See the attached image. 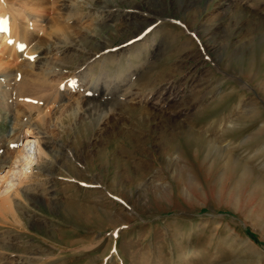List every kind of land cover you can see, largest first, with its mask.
Segmentation results:
<instances>
[{"label":"rangeland","instance_id":"374dc122","mask_svg":"<svg viewBox=\"0 0 264 264\" xmlns=\"http://www.w3.org/2000/svg\"><path fill=\"white\" fill-rule=\"evenodd\" d=\"M105 1L66 70L89 57L106 96L49 129L0 264H264V0Z\"/></svg>","mask_w":264,"mask_h":264},{"label":"bare ground","instance_id":"6f19581e","mask_svg":"<svg viewBox=\"0 0 264 264\" xmlns=\"http://www.w3.org/2000/svg\"><path fill=\"white\" fill-rule=\"evenodd\" d=\"M118 15L119 10L105 0H0V25L6 20L8 28L6 33L0 31V122L11 124L0 135L6 142L0 153V214L17 216L15 212L22 209L20 190L38 194L45 187L38 181L26 183L40 179L58 157L60 145L49 129L58 127V121L77 119L81 109L106 96L89 57L69 71L67 60L83 41L86 24ZM133 16L138 14L126 12L125 17ZM78 24L83 26L75 31ZM127 100L124 105H132ZM247 174V170L241 174L240 182ZM256 256L264 260L263 253Z\"/></svg>","mask_w":264,"mask_h":264},{"label":"snow or ice","instance_id":"6c2138e0","mask_svg":"<svg viewBox=\"0 0 264 264\" xmlns=\"http://www.w3.org/2000/svg\"><path fill=\"white\" fill-rule=\"evenodd\" d=\"M32 59H34V57H32Z\"/></svg>","mask_w":264,"mask_h":264}]
</instances>
